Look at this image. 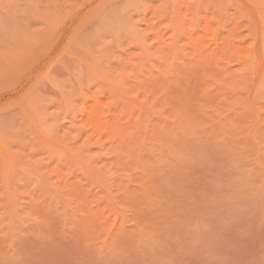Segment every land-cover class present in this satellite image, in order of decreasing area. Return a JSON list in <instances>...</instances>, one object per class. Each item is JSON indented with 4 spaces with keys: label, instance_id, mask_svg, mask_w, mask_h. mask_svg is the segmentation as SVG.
<instances>
[{
    "label": "rangeland",
    "instance_id": "374dc122",
    "mask_svg": "<svg viewBox=\"0 0 264 264\" xmlns=\"http://www.w3.org/2000/svg\"><path fill=\"white\" fill-rule=\"evenodd\" d=\"M0 264H264V0H0Z\"/></svg>",
    "mask_w": 264,
    "mask_h": 264
}]
</instances>
